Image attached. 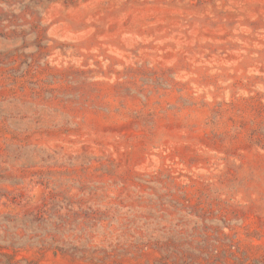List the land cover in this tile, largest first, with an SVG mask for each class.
I'll list each match as a JSON object with an SVG mask.
<instances>
[{
    "label": "rangeland",
    "instance_id": "obj_1",
    "mask_svg": "<svg viewBox=\"0 0 264 264\" xmlns=\"http://www.w3.org/2000/svg\"><path fill=\"white\" fill-rule=\"evenodd\" d=\"M0 264H264V0H0Z\"/></svg>",
    "mask_w": 264,
    "mask_h": 264
}]
</instances>
